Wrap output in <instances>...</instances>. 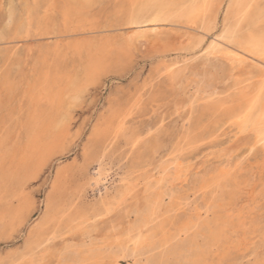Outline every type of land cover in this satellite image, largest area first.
<instances>
[{"label": "rangeland", "instance_id": "obj_1", "mask_svg": "<svg viewBox=\"0 0 264 264\" xmlns=\"http://www.w3.org/2000/svg\"><path fill=\"white\" fill-rule=\"evenodd\" d=\"M72 1L0 0V139L7 138L8 147H24L27 123L36 104L33 97L41 90L42 84H49L50 91L62 98V101L54 104L56 107H52L47 99L39 103L41 108L51 109L53 114L59 113V110L62 116L61 122L52 129L59 142L50 150L53 155L49 152L45 157L49 161L44 159L47 162L42 163L44 167L20 176L16 172L19 153L10 156L8 148L0 152V264H27L30 247L42 230L48 233L51 241L42 253L45 261L36 264H64L62 258L72 254L67 252L81 247L85 231L91 234L86 242L95 239L96 242L99 240V245H110L116 239L126 242L129 236L136 239L139 233L145 236L152 229H158L164 224L165 216L162 214L170 202L169 195L162 202L161 217L147 228L141 229V224L135 223L136 215L132 213L135 204L138 203L140 208L144 206L141 194L137 199H129L126 205L108 216L95 219V214L102 208V201H111L117 191L127 185L145 182L153 170L174 159L183 160L187 168L186 182L177 181L172 189L173 197H180L184 204L178 218L195 213L196 206L202 210L204 208L203 213L205 205L214 198L210 189L200 190L203 175L229 157L232 162L243 161L242 171H247H241L237 181L241 184L240 204L251 203L260 195L263 197L253 214L254 227L250 233L244 236L236 227L229 228L222 242L223 245L227 239L230 241L229 245L223 246L227 250L210 255L207 264H264V147L259 145L250 151L255 140L252 130L239 133L237 125L226 123L224 118L215 122L217 120L212 119L210 114L199 117L198 111L205 101L191 107L196 92L192 81L206 72L210 71V80L223 99L237 95L238 90L229 92L235 81H245L240 88L252 90L262 80L260 76L264 72V65L255 58L232 69L228 61L208 55L211 44H226V47L235 49L234 45H229L225 40L222 43L220 39L226 26L224 17L230 0H224L218 22L212 31H205L206 35L201 29V18L182 20L180 23H159L158 26L152 23H146L144 27L128 24L134 6L144 0H135V3L134 0H83L84 4L80 0L81 3ZM80 4L84 5L81 7L83 10H80ZM260 4L264 5V1ZM76 9L82 16L74 12ZM257 26L256 31L264 33V20ZM144 28L147 31L161 28L164 34L158 41L153 38L138 39L139 34L145 32ZM246 28L245 21L239 23L238 34L241 31L248 33ZM101 39L103 42L108 40L104 44L109 43L106 45L110 51L103 55L106 65L103 64L92 81L87 83L84 71L88 61L87 52L93 43ZM199 40L202 41L197 49H205H192ZM79 49L81 52L77 51ZM165 63L184 70L183 80L170 82L165 76L167 72L158 74ZM230 73L233 74L231 79ZM74 77L80 85L90 83L85 85L86 89L76 101L69 86ZM43 92L45 90L39 91L40 94ZM125 104H130L125 130L119 135L115 128L111 130L100 158L96 162L88 161L86 157L93 149L97 130L105 129L112 113ZM197 124L202 128L195 134H207L215 129L217 138H208L193 147L186 146L181 137L188 129L194 130ZM131 131H136L142 138L135 149L127 141ZM100 169L103 170L101 182L95 186L93 179ZM8 170L17 179L8 177ZM2 172L5 173L1 175ZM248 183L250 187L246 185ZM231 187L225 191L228 201L229 194L234 191ZM53 197L54 204L59 202L58 199L62 200V211L59 210L61 206L58 211L53 202L50 204ZM186 203L190 205L186 206ZM213 210L211 208L210 212ZM85 218L91 219L86 230L73 231L78 222ZM212 218L213 214H209V220ZM132 225L133 232L128 235ZM105 237L106 240L103 239ZM182 240L176 239L173 244L182 243ZM203 240L198 239V243L201 245ZM167 250L164 254L166 261L158 264L186 263V256L168 253ZM160 252L159 249L146 254L138 264H144L152 256L155 260L161 259L163 256ZM135 260L121 255L117 259H107L103 264H136Z\"/></svg>", "mask_w": 264, "mask_h": 264}, {"label": "bare ground", "instance_id": "obj_2", "mask_svg": "<svg viewBox=\"0 0 264 264\" xmlns=\"http://www.w3.org/2000/svg\"><path fill=\"white\" fill-rule=\"evenodd\" d=\"M78 1L76 0V2ZM80 1L82 2L83 0ZM261 1L264 0L228 1L229 4H227L228 6L226 5L227 15L225 14L226 17H224L226 26L224 31L221 29L223 31V34L220 37V39H222L221 40L222 43L223 40H225L228 42L229 45H234L233 47L235 49L226 47L225 46L226 44H224L223 46H221L222 44L221 45L211 44L209 46V51H208L209 56H213L214 59H223L225 61H228L232 66V69H235L236 67L238 68L241 67L247 60L251 58L252 59L255 58V60L257 59L261 61L260 63L263 62L264 65V33L261 34L258 31H256V28L258 27L257 25L264 20V5L260 4ZM223 3L224 0H144V2L138 3V5L136 4V6H134V9L132 8L134 13L130 16V18L128 17L129 18L128 24L143 25L144 27L145 26L144 24L152 23L154 25L157 24L156 26H158L159 23H180L182 20L189 21L195 18H201L202 19L201 29H203L202 31L204 32L202 33L205 34V31H212V28L214 27V25H216V21L218 20V15L222 10ZM81 4L84 3L82 2ZM81 4L79 5V7L80 10H83V8L81 9V7H83L84 5L81 6ZM77 9L74 12L77 13L78 11ZM28 15H30V13H28ZM79 16H82V14H80ZM83 17L86 18V16ZM82 20L83 19H80V21ZM242 21L246 22L247 28L249 30V32L246 34H243L242 31L241 34H238V32L240 33V31L238 30V26L239 23H241ZM145 28L143 30L145 32L141 34H139L140 32L138 33L139 34V37H137L138 39L153 38L154 40L158 41L160 40L161 36H163L164 34L162 31H160L161 28L153 29L151 31H147L145 30ZM215 28L217 27L215 26ZM187 29L188 28H186V30ZM102 40L103 39L99 40L98 43H93V45L89 48V51L87 52L88 61L84 70L87 83L89 81H92L91 79L93 78L97 70L101 69V67L106 65V63L104 64L103 62V57H104L103 55L105 54V52L109 50V49L107 50V45H106L109 43L107 42L106 44H104V42L108 40H104V42ZM202 40H199L197 44L195 43L192 46V49L195 48L197 49ZM221 41H219V43ZM87 45L90 46L91 44H87ZM79 50L77 51L81 52V50L80 51ZM192 52H194V50ZM74 56H76V53ZM206 64H208V62ZM205 66L207 67V65ZM203 71L205 70L203 69ZM164 72H167V75L165 76L168 77L170 82L174 81L175 79L183 80L185 76L184 70L176 69L174 66H168L166 65V63L162 65L161 68L158 70V74H163ZM208 73L206 72L201 77L192 81L194 83V88L196 92L193 97V100L191 101V107L197 102L205 101V105L200 109V111H198L199 117L210 114L211 115L210 117H212V119L217 120L215 122H218L219 120L224 118L226 123H232L237 125L239 129V133L240 132L244 133L248 130H252L255 132V140L252 147L250 148V151H252L256 146L259 145L261 147H264V72H262L260 76L262 77V80L258 83L255 89L252 90L240 88L241 85L245 83V81H235L233 86L229 89V92L230 90L233 89L238 90L237 95L227 99L226 98L223 99L220 97L221 93H219L217 91V88L212 84L210 80L211 73L210 74ZM232 77L233 74L230 73L229 79H231ZM96 78L97 77H95L94 79ZM74 79H75L74 81L72 79L73 82L71 81L69 83V86L71 85L73 89L74 92L73 100L76 101L77 98L82 94L84 89H86L85 88L86 84L84 82L85 85H80L78 79H76L75 77ZM89 84H87L86 86H88ZM224 86H226V84ZM41 90H45V92H43L44 94L42 93L43 95L39 93V91ZM41 90H38L36 95L33 97V100L36 101V104H35V109L30 114L29 121L27 123V140L24 147L22 149L21 148L18 149V147H15L13 145L8 147L7 138L0 139V152L4 148H8V154L10 156L15 153H19L20 158L18 163L16 164L17 165L16 172H18V175L20 176H24V175L26 176V174H28L29 172H32L34 170L38 171L39 169H41V167H44L45 165L42 163L44 162V159H46L45 157L50 152L51 148L54 145H57L59 142L58 137L55 135V133L52 132V129L55 128L61 122V117H62L61 112L58 110L59 113L53 114L51 109L49 108L44 109L43 107L41 108L39 103L47 99V101L50 102V105L54 107L55 106L54 104H58V102L62 101V98L58 97L55 93L54 95L52 91H50L51 87L49 86V84L48 85L42 84ZM128 105L130 107V104ZM128 105L125 104V106L119 108L118 110L115 109L116 111L112 113L111 120L105 126L106 128L105 129L100 128L97 130L95 134L96 141L93 146V149L91 150L90 155H87L86 157L88 161L92 160L91 162H96L100 158L102 153L101 151H103L102 149L105 148L104 142L105 140L107 141L108 139L107 137L110 136L111 130H114L115 128L117 135L121 134L125 130L124 129L126 124L125 118L127 117V114L129 113L130 110L128 109L129 108ZM198 125L199 124H197L194 130L190 131V129H188V131H185L183 136L181 137L182 141L186 146L193 147L201 142H204L208 138L211 139L216 137L217 132L215 129H213L212 131L210 130L209 133L207 134L206 133L195 134V132L198 129L202 128L201 126ZM99 138H101L102 140ZM141 140H142L141 135L136 131L135 132L131 131L127 135V141L130 143L133 149H135L140 144ZM182 148L183 147H181L180 149ZM52 152H50L51 155H53ZM221 154H223V152ZM49 158H51V156H49ZM229 159L225 161L224 160L221 161L219 165H217L215 168L213 167V169L209 171H206L205 174L203 175V179H202L203 183L202 185L200 184L201 185L200 190L210 189L214 194V198L212 197V201L205 205V211L203 213L201 211H203L204 208L202 210L201 208L196 206L194 208L195 213L191 212L192 214H187L184 218H178V214L184 208L182 207L184 204L181 202L182 200L180 201V197H177L176 199L173 197L172 189L177 181H179L180 183H184L186 182V178H187L186 164L183 160L179 158L176 160L174 159L170 162L162 163L157 170H153L152 175H150L145 180V182L137 183L134 185H127L128 187L118 190L116 195L113 197L111 201H102V208L96 212L95 219L103 215L106 216L110 215L117 208H121L124 205H126L130 201L129 199L131 200L137 199L141 194V197L144 201V206L140 208L138 207V203L137 205L135 204V207L132 209V213L136 215L135 223L141 224V229L147 228L161 217L160 216L162 212L161 208L163 206L162 202L164 200V197L169 195L170 202L166 205L162 214L163 216H165L164 217L165 219L163 221L164 224H162V226H160L158 229H152V231H150V233H148L145 236H143L142 233H139L136 239H133L129 236L126 242H123L120 239H116L115 240L116 242L110 245H99L98 244L99 240L96 242L94 241L95 239L90 240L89 243L88 241L86 242V238L91 237V234H88L89 231H85L87 228V224L91 221V219L85 218L84 220L78 222V224L73 228V231H85L83 234V242L81 247H79L78 249H72L71 251H68L67 253H72L73 255L69 254L63 257L62 263L103 264L107 259H117L121 257V255H123L124 257L135 258L136 259L135 262L136 264H138L140 258L146 256V254H151L154 251L160 249L161 250L160 254L161 256H163L161 259L155 260L153 259L152 256V257H148L146 259V262L144 263V264H151L153 262L152 264H158L159 262L162 263V261L165 260L164 257L165 250H167V248L169 247L170 248L169 251L167 250L168 253L176 252L179 253L180 255L186 256L185 264H207L210 255L214 254L215 252L222 253L227 250L226 247L223 248V246L229 245L230 241L227 239L223 245L222 242L225 239L229 228L236 227L238 231H240L244 236L250 233L251 229L254 227L253 214L256 208L258 207L260 200L263 197L262 195H260L259 198H254V200L251 203L240 204L239 198L241 193V184L237 183V181L239 179L238 178L239 173L242 171L241 162L243 163V161L237 160V162H232ZM46 160L47 162L49 161L48 158ZM10 171L11 170H8L7 172L9 173ZM102 171L103 170L101 169L98 170L96 177L93 179L95 182V186H97L101 182ZM11 172L8 174V177L12 175ZM16 172L13 173L16 174ZM242 172H247V171H242ZM3 173L5 172H2L1 175ZM11 177L14 178V174ZM246 185L250 187L249 183ZM229 187L233 188L234 191L232 192V194H229L230 196L228 195L230 199L228 201L227 200L228 197L225 194V191ZM54 200L55 198L53 197L52 201H50V204L53 202V206L57 210L61 206L59 210L62 211L63 209V206L61 205L62 200L58 199L59 202L56 201L55 204H54ZM188 200L190 201L189 197ZM189 205H190L189 203H186V206ZM211 208H213L215 211L213 210V212H210ZM209 214L211 215L213 214L212 220L211 219L209 220ZM133 229H134V225H132L128 229L127 234L130 235L133 232ZM106 238L107 237L103 239L106 240ZM179 238H183L182 243H178L174 245L173 244L174 241ZM200 238L204 239L201 245L198 243V239ZM50 241L51 238L49 237L48 233L44 230L40 231L38 233V238L33 242L32 246L30 247L31 254L28 256L29 262L27 264H36L42 261L44 262L45 260H43L44 256L42 255V253L46 250V248H48L47 246L49 245ZM48 252L50 253V251H47V253ZM226 255H228V253H226Z\"/></svg>", "mask_w": 264, "mask_h": 264}]
</instances>
